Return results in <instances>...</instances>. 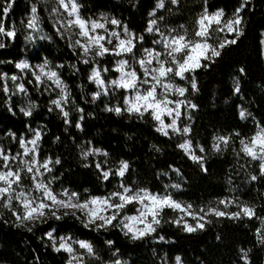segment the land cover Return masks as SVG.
<instances>
[{
  "label": "trees",
  "instance_id": "obj_1",
  "mask_svg": "<svg viewBox=\"0 0 264 264\" xmlns=\"http://www.w3.org/2000/svg\"><path fill=\"white\" fill-rule=\"evenodd\" d=\"M84 19L106 14L151 45L146 33L156 0H75ZM33 10L43 37L26 39V15ZM221 11V22L238 17L230 32L208 29L216 48L184 74L189 140L196 159L179 147L180 137L161 133L148 113L122 105L123 90L98 93L89 78L91 61L53 27L43 0H0V73L18 74L21 58L46 60L67 89L66 115L44 92L24 81L35 109L28 117L4 106L0 83V136L40 128L39 155L52 161L58 186L88 196L105 195L118 184L168 193L195 207L230 198L250 215H210L186 231L165 210L150 234L132 238L115 225L89 227L72 214L15 224L0 210V264H65L67 254L45 237L69 235L90 245L83 264L119 259L120 264H264V172L241 151L256 127L264 128V0H175L156 11L162 25L194 38L202 12ZM242 113V115H241ZM1 144V141H0ZM90 151V153H88ZM96 152V153H94ZM94 153V154H92ZM125 163L123 175L115 170ZM105 172L108 176H105Z\"/></svg>",
  "mask_w": 264,
  "mask_h": 264
},
{
  "label": "rangeland",
  "instance_id": "obj_2",
  "mask_svg": "<svg viewBox=\"0 0 264 264\" xmlns=\"http://www.w3.org/2000/svg\"><path fill=\"white\" fill-rule=\"evenodd\" d=\"M43 1L55 30L78 49L85 60L92 62L89 78L96 92L123 90L124 110L148 113L159 132L178 135L179 147L188 157L196 159L186 138L188 104L183 99L181 81L202 58L215 53L216 48L206 40L211 25L217 24V31L230 33L237 28L238 17L222 23L220 10L204 11L197 18L195 37L187 38L181 28L162 25L156 17V11L166 1L175 0H156L146 28L151 45L144 46L142 37L106 14L82 18L75 0ZM25 27L28 41L43 37L33 10L26 15ZM261 35L264 59V30ZM14 66L21 76L0 73L4 106L16 107L25 117L31 114L35 102L24 87L27 80L44 92L49 102L67 118V89L53 65L46 60L30 63L21 58ZM40 136L38 125L29 127L26 133L17 137L12 134L7 138L0 136V210L15 224H28L68 213L86 226L115 225L130 237L139 238L153 231L165 210L170 213L168 220L186 231L202 227L210 215H250L245 206L236 209L230 198L195 207L168 193H154L121 184L101 196H84L62 188L51 174L52 161L39 155ZM241 151L256 161L260 171L264 172L263 127H256L253 134L241 142ZM125 168V163H120L115 175L120 178ZM104 175L108 176V173ZM45 237L54 250L67 254L65 264H83L85 254L91 252L86 241L69 235L53 236L47 232ZM100 264H120V260ZM175 264L180 263L176 260Z\"/></svg>",
  "mask_w": 264,
  "mask_h": 264
}]
</instances>
